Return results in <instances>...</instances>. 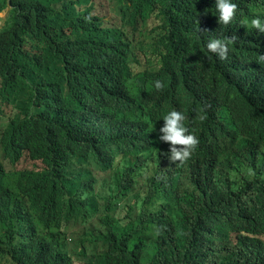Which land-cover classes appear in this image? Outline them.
Segmentation results:
<instances>
[{
  "label": "trees",
  "instance_id": "obj_1",
  "mask_svg": "<svg viewBox=\"0 0 264 264\" xmlns=\"http://www.w3.org/2000/svg\"><path fill=\"white\" fill-rule=\"evenodd\" d=\"M92 1L0 0V264H264V88L237 51L206 53L215 28L185 33L188 0ZM137 56L167 87L162 67L177 72L183 92L163 111L134 109L157 128L185 115L199 145L184 163L153 129L143 156L117 120L101 121L106 139L94 124Z\"/></svg>",
  "mask_w": 264,
  "mask_h": 264
},
{
  "label": "clouds",
  "instance_id": "obj_2",
  "mask_svg": "<svg viewBox=\"0 0 264 264\" xmlns=\"http://www.w3.org/2000/svg\"><path fill=\"white\" fill-rule=\"evenodd\" d=\"M61 1L57 0V3ZM88 1V5L93 7V1ZM188 1L192 15L184 27L185 33L207 32V30L215 28L218 32L217 37L208 41L206 53L215 60L224 63L233 51H237L240 67L249 74L252 85L262 90L264 84L262 85L260 81L263 80L264 73L258 65L264 67V0H197V9L193 7L195 0ZM58 7L61 12L66 11L73 14L71 4L69 7L65 5L63 7L58 5ZM92 11L98 16L94 9ZM67 13L58 14L61 23L59 28H62L70 36L69 43L74 44L76 30L73 20ZM109 16H113V13ZM109 16L101 18L105 26H111L113 23L112 18H108ZM78 30L86 40L87 34L79 26ZM129 67L130 76L124 85H119L117 91L111 95L108 101V108L112 113L100 116L96 112H92L95 126L102 130L103 137L106 139L111 130L108 131L107 126L101 124V121L117 120L122 125L121 137L123 140L138 149L143 156L148 155L149 151L145 149L149 142L148 130L153 129L157 141L170 144L169 159L173 163H184L199 145V140L194 132L189 131L184 124L185 115L177 110L169 111L157 128L143 110L134 109L138 99L152 98L158 103L148 105L161 112L171 101L179 97L177 86L181 88L182 92L183 88L177 79L176 70L170 65L162 67V72L171 76L169 80H172V85L167 87V82L163 77L158 80L149 77L146 72V58L132 57ZM237 70L238 68H234L233 75L238 76ZM158 93H163L164 97H157ZM253 139L249 135L248 148L254 144ZM248 171L251 175L255 174L252 169Z\"/></svg>",
  "mask_w": 264,
  "mask_h": 264
},
{
  "label": "rangeland",
  "instance_id": "obj_3",
  "mask_svg": "<svg viewBox=\"0 0 264 264\" xmlns=\"http://www.w3.org/2000/svg\"><path fill=\"white\" fill-rule=\"evenodd\" d=\"M7 11H8V7L5 8L3 11L0 12V28H1V27L3 26V24H4V20H5V18H6ZM108 18H112V16H109ZM112 20L115 21L116 23H119V20L116 19V18H112ZM37 60H38L40 63L42 62L40 56L37 57ZM44 63L47 64V65H44V66H50L48 60H45ZM50 75H51V77L53 78V74H52L51 72H50Z\"/></svg>",
  "mask_w": 264,
  "mask_h": 264
}]
</instances>
